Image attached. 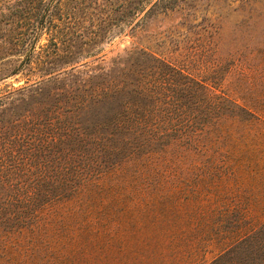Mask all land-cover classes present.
I'll list each match as a JSON object with an SVG mask.
<instances>
[{
	"label": "trees",
	"instance_id": "obj_1",
	"mask_svg": "<svg viewBox=\"0 0 264 264\" xmlns=\"http://www.w3.org/2000/svg\"><path fill=\"white\" fill-rule=\"evenodd\" d=\"M129 75L87 90L90 103L81 106L22 96L21 110L0 116V264L69 244L72 237L54 235H67L74 217H96L80 227L108 235L77 240L82 246L114 244L121 231L144 246L168 247L164 235L175 228L184 241H215L212 262L242 244L248 264L264 257V88L234 93L221 88L220 73L194 79L186 72L183 116L170 123L159 103L162 84L152 88L141 71ZM14 90L0 95L2 114ZM231 180L232 191L251 197L211 201ZM230 217L231 228H224L222 218ZM150 228L166 231L154 240Z\"/></svg>",
	"mask_w": 264,
	"mask_h": 264
},
{
	"label": "rangeland",
	"instance_id": "obj_2",
	"mask_svg": "<svg viewBox=\"0 0 264 264\" xmlns=\"http://www.w3.org/2000/svg\"><path fill=\"white\" fill-rule=\"evenodd\" d=\"M137 71L145 73L152 88L162 84L166 95L159 103L170 123L183 116L180 88L186 72L194 79L220 73L221 88L234 93L264 88V0H0V95L20 88L5 99L0 116H11V108L21 110L22 96L31 102L43 98L46 105L81 106L90 103L87 90ZM86 117L81 110L78 119ZM235 184L225 183L211 201L251 197L232 191ZM222 219L221 225L231 228L233 219ZM172 220V215L165 219ZM87 221L97 218L74 217L67 235L56 232L58 239L72 237L69 244L41 248L40 257L29 261L19 254L9 264H201L216 257L215 241L207 246L201 240L184 241L171 227L147 229L154 240L166 231L168 247L144 246L136 234L121 231L114 234V244L82 246L76 241L108 236L80 227ZM122 237L129 238L127 244L120 245ZM247 252L242 244L212 264H248ZM261 256L254 263L262 264Z\"/></svg>",
	"mask_w": 264,
	"mask_h": 264
}]
</instances>
